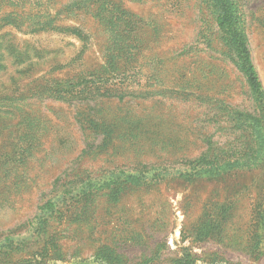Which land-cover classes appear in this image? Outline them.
Wrapping results in <instances>:
<instances>
[{
	"label": "rangeland",
	"instance_id": "rangeland-1",
	"mask_svg": "<svg viewBox=\"0 0 264 264\" xmlns=\"http://www.w3.org/2000/svg\"><path fill=\"white\" fill-rule=\"evenodd\" d=\"M211 11L0 0V264H264V121Z\"/></svg>",
	"mask_w": 264,
	"mask_h": 264
},
{
	"label": "trees",
	"instance_id": "trees-1",
	"mask_svg": "<svg viewBox=\"0 0 264 264\" xmlns=\"http://www.w3.org/2000/svg\"><path fill=\"white\" fill-rule=\"evenodd\" d=\"M209 1L215 24L219 28L222 38L232 54V61L244 74L247 86L254 95L257 105L261 108L258 118L264 121V94L261 89L259 77L251 62L247 38L243 23L240 19L241 16L238 7L234 0ZM239 119L242 123L246 122L244 116L239 117ZM254 121H257V119L252 118V122ZM250 125H254V123ZM46 204H50V200Z\"/></svg>",
	"mask_w": 264,
	"mask_h": 264
}]
</instances>
